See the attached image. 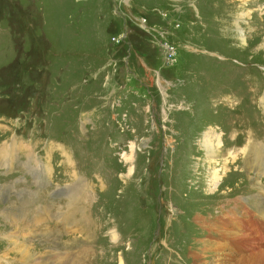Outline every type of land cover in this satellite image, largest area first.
<instances>
[{"label":"rangeland","instance_id":"rangeland-1","mask_svg":"<svg viewBox=\"0 0 264 264\" xmlns=\"http://www.w3.org/2000/svg\"><path fill=\"white\" fill-rule=\"evenodd\" d=\"M0 264H264V0H0Z\"/></svg>","mask_w":264,"mask_h":264},{"label":"bare ground","instance_id":"bare-ground-1","mask_svg":"<svg viewBox=\"0 0 264 264\" xmlns=\"http://www.w3.org/2000/svg\"><path fill=\"white\" fill-rule=\"evenodd\" d=\"M215 135H213V134H210V133H208L207 134V137H206V139H205V145L207 146V147H209L211 150H212V156H213V158H218L219 156V153L218 152H220L221 151V148H219V144H218V140H217V138L216 137H214ZM210 158V157H209ZM213 161V160H212ZM259 179V178H258ZM77 187V186H76ZM75 190L76 189H71L70 190V192H69V194L70 195H75L74 193H75ZM78 190H80V189H78ZM71 202V201H70ZM70 206V205H69ZM114 236H116V234H114ZM25 244V243H24ZM26 251V250H25Z\"/></svg>","mask_w":264,"mask_h":264}]
</instances>
